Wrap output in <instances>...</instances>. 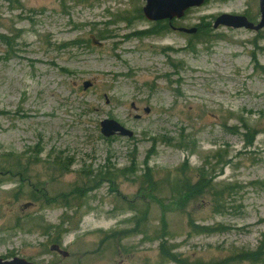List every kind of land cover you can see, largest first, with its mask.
<instances>
[{"label": "rangeland", "instance_id": "obj_1", "mask_svg": "<svg viewBox=\"0 0 264 264\" xmlns=\"http://www.w3.org/2000/svg\"><path fill=\"white\" fill-rule=\"evenodd\" d=\"M144 5L0 0L1 259L224 264L264 243V28L213 27L259 22V0H205L165 26ZM106 119L132 138H104ZM181 165L211 192L161 207Z\"/></svg>", "mask_w": 264, "mask_h": 264}, {"label": "water", "instance_id": "obj_2", "mask_svg": "<svg viewBox=\"0 0 264 264\" xmlns=\"http://www.w3.org/2000/svg\"><path fill=\"white\" fill-rule=\"evenodd\" d=\"M145 2V6L142 9L144 17L149 21H172L174 19H180L184 16L185 12L190 8L201 6L205 0H141ZM259 13L260 21L257 25H254L247 21L243 16H231L221 15L215 22L213 27L224 26L233 29H248L252 31H258L264 28V0L259 1ZM179 31L186 34L195 33V29L185 30L180 29ZM90 86L89 83L83 84V89H87ZM148 112V109H146ZM100 132L104 138H111L115 135L120 137L131 138L132 132L122 127L119 123L114 120H104L100 123ZM51 252L58 253L62 258L68 257V253L59 249L57 245L50 246ZM0 264H33L24 259L13 258L10 261L2 260L0 258Z\"/></svg>", "mask_w": 264, "mask_h": 264}, {"label": "trees", "instance_id": "obj_3", "mask_svg": "<svg viewBox=\"0 0 264 264\" xmlns=\"http://www.w3.org/2000/svg\"><path fill=\"white\" fill-rule=\"evenodd\" d=\"M166 24H164L165 26ZM190 51H193V48L191 46H188ZM175 180V187L173 196L171 197V194L169 198L167 199V203L161 204V201L157 200V197L155 195L156 188L153 185L152 177L150 174L144 175V178L142 179L143 184H147V191L142 187V190L145 192L151 193L152 195L147 196L148 201L155 202L156 204H161V207H169L172 206L174 208H180L184 202H189L191 200H194L198 198L199 196H203L204 193H209L211 192L210 189V180L206 179L205 175V169L204 167L198 169L195 173L194 176H190L187 174V169L181 165L178 170V176L174 178ZM194 180V182H192ZM179 186V187H178ZM171 188V185H170ZM154 200V201H153ZM134 208V206H132ZM135 209V208H134ZM59 226L52 227L51 230H56L58 231ZM161 230L163 231L164 228L161 226ZM200 233H205V230L199 229ZM161 252L164 253L166 250L164 247L160 248ZM231 257V256H230ZM228 258L223 262L224 264H228L229 262H241V261H248V262H253V263H259L264 261V243L261 241L253 252H239L237 255ZM194 264H202L200 262H196Z\"/></svg>", "mask_w": 264, "mask_h": 264}]
</instances>
